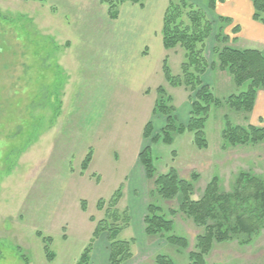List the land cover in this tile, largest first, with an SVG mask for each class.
Wrapping results in <instances>:
<instances>
[{
  "label": "rangeland",
  "instance_id": "rangeland-1",
  "mask_svg": "<svg viewBox=\"0 0 264 264\" xmlns=\"http://www.w3.org/2000/svg\"><path fill=\"white\" fill-rule=\"evenodd\" d=\"M170 1L145 0L144 8L118 4V18L112 20L109 5L102 0H0V264H77L93 238L96 222L90 217L97 222L104 218L98 201L108 202L119 189L123 197L118 208L128 209L131 217L120 239L134 240L133 258L126 264H153L159 254L189 264L188 254L203 228L178 212L177 201L156 197L153 181L136 182L137 193H130L127 185L132 171L127 165L140 150L144 123L150 117L149 99L145 101L141 92L144 53L148 51L146 59L155 72L160 68L161 84L168 87L181 118L186 111L185 89L168 86L163 74L165 59L174 76L182 74L185 59L180 47L167 51L163 46ZM189 2L216 30V7L210 9L202 0ZM211 38L205 49L210 65L216 61L217 47ZM221 82L215 73L217 88ZM225 95L227 99L235 93ZM263 110V105L250 114L227 105L213 108L205 129L209 146L203 150L196 147L192 132L176 136L171 146L143 140L144 146L152 147L159 173L174 167L184 179L199 175L193 200L203 197L216 176L223 194L234 195L241 173L264 181V142L226 146L225 122L263 127ZM90 151L93 160L83 172ZM149 204L177 212L172 219L176 233L188 238L187 250L178 253L164 238L147 237L144 216ZM228 210L225 217L230 221L225 223L231 226L239 210ZM44 238L51 240L46 243ZM103 240L108 253L106 236ZM98 242L90 264H108L95 250ZM46 246L54 254L51 261ZM207 261L264 264V222L253 236L236 232L215 244Z\"/></svg>",
  "mask_w": 264,
  "mask_h": 264
},
{
  "label": "trees",
  "instance_id": "trees-1",
  "mask_svg": "<svg viewBox=\"0 0 264 264\" xmlns=\"http://www.w3.org/2000/svg\"><path fill=\"white\" fill-rule=\"evenodd\" d=\"M144 1L102 0V3L109 5V17L116 20L118 4L130 2L144 8ZM175 1H170L164 15L163 46L167 51L180 47L184 50L185 59L182 63V74L179 76L172 74L165 59L163 74L171 87H182L189 93L190 117L186 125L182 124L176 114L173 98L164 87H159L153 116L164 117L166 122L160 133L155 134L154 125L149 121L144 128L143 139L171 146L176 136L192 132L196 147L203 150L209 146L205 129L213 108L227 105L239 113L250 114L254 111L259 93L264 92V53L229 46L230 39L224 34V30L230 24V20L220 18L215 35L216 61L210 65L205 56V49L214 32L213 23L189 0H179L177 3ZM205 1L210 9H215L217 3L226 0ZM251 1L255 8L254 19L264 24V0ZM234 31L237 32L238 29L235 28ZM216 66L232 76L238 89L237 94L230 95L225 100L216 98L212 88L203 80L207 71ZM222 139L226 146L256 145L264 142V126L250 124L244 127L235 125L227 119ZM92 160L93 153L90 151L82 163L83 172L88 170ZM139 161L145 169L148 181L154 183L153 194L164 202L177 201L178 212L192 219L197 227L203 228V234L196 237L195 249L188 254L189 264H208L207 257L214 245L226 242L232 233L242 232L247 236H253L261 229L264 222V181L259 177L241 173L237 180L236 193L232 195L223 194L220 179L216 176L208 183L203 197L193 200L199 175L193 173L190 179H184L174 167L167 173H159L152 147L147 145L141 150ZM122 197V189H119L108 202L102 199L98 201L97 208L104 211V218L97 222L94 217H90L91 222H96L93 238L77 264H90L94 243L103 236H106L109 244V264H126L133 258L134 240L120 239L121 233L131 225L128 209L120 211L118 208ZM233 201H239L240 205ZM81 208L83 212L87 211L85 201L81 202ZM228 208L239 210L235 217V226L234 224L228 226L225 223L230 221L229 217H225ZM176 214L174 209L165 210L163 206L149 204L144 217V230L147 237L164 238L169 245L176 248V252L182 253L188 249L189 242L188 238L176 233V223L172 219ZM38 235L41 236L40 233ZM50 240L44 238L46 243ZM45 250L48 259L53 260L54 254L49 251L48 246ZM153 264L178 263L166 254H159Z\"/></svg>",
  "mask_w": 264,
  "mask_h": 264
},
{
  "label": "crops",
  "instance_id": "crops-1",
  "mask_svg": "<svg viewBox=\"0 0 264 264\" xmlns=\"http://www.w3.org/2000/svg\"><path fill=\"white\" fill-rule=\"evenodd\" d=\"M202 1L205 3V0H202ZM215 13L217 16V24H216L217 27L220 25V21L218 20V18L219 19L224 18V19L230 20V24L227 25L224 30V34L228 36L230 39V42L228 43L229 46H232L240 50H256V51H260L264 53V24L254 19L255 8L251 0H226L223 3L217 4ZM235 28L238 29L237 32L234 31ZM216 30L214 29V32L211 37L214 36L215 38ZM210 40L212 41V38ZM148 57H149L148 51L146 54L144 53L143 56H141L142 71H143L144 81H145L142 86L141 92H142V95L145 101L149 99V102H150V104L147 107V112L148 113L150 112V117L147 119V123L149 121H152L154 125L155 134H158L160 133L163 126L165 125L166 120L164 117H161V116H158V117L153 116V109L155 106V102L158 98L157 89L159 87H164L168 94L170 92L167 89L168 87H165L163 84H161L162 83L161 76H158L160 74V68L158 72H155L153 68V63H151L150 60L146 59ZM215 73L218 76V79L220 78L222 79L221 87L219 88H217L216 83H215ZM154 77H156L157 80H153L152 78ZM203 80L205 84H207L208 86L212 88V91L214 95L216 96V98L220 100L225 99L226 97L225 94L228 91L231 93L233 92V94L237 93V91L235 92V87H234L235 85L231 77H229V75L225 71L224 72L221 70L219 71V69L216 71V70H213V68L209 69V71L203 77ZM166 84L168 83L166 82ZM168 86L170 85L168 84ZM185 92H186L185 96L187 98L186 99L187 101L183 104V106H185L186 111L182 118L179 115L178 106H175L176 114L179 118V121L184 125L188 123V120L190 117V111H191L189 93L186 90ZM174 101L175 99L173 98V104H174ZM261 105H263L264 107V92L259 93L256 106H255V110ZM262 113H264V110L262 111ZM146 124L144 123V128ZM144 128H143V132H144ZM143 140L144 139H143V133H142V145L140 147V150L136 154L133 163L132 164L129 163L127 165L128 169H129V166H131V169H132V171L129 174V177H131V180L127 184L130 186L129 187L130 193H137L136 192L137 188L135 185L136 182H139L142 184L143 182L148 180L145 169L139 161V154L144 147ZM116 157L118 160V155H116ZM126 177H127L126 179L128 180V175ZM144 213H145V210L141 206L140 215L143 214L144 216ZM95 250H97L100 256L109 264V251H107L108 253L105 252L104 240L102 241V238L99 239L97 249Z\"/></svg>",
  "mask_w": 264,
  "mask_h": 264
}]
</instances>
